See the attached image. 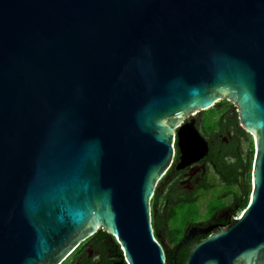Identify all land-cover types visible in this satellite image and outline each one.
Segmentation results:
<instances>
[{
    "label": "water",
    "instance_id": "1",
    "mask_svg": "<svg viewBox=\"0 0 264 264\" xmlns=\"http://www.w3.org/2000/svg\"><path fill=\"white\" fill-rule=\"evenodd\" d=\"M222 100L255 137L252 197L185 264H264V0H0V264L100 229L121 264H167L152 200L176 134L206 148L182 120Z\"/></svg>",
    "mask_w": 264,
    "mask_h": 264
},
{
    "label": "flooded vegetation",
    "instance_id": "2",
    "mask_svg": "<svg viewBox=\"0 0 264 264\" xmlns=\"http://www.w3.org/2000/svg\"><path fill=\"white\" fill-rule=\"evenodd\" d=\"M227 102L182 120L178 130L193 126L206 148L190 144L198 154L185 159L176 134L171 167L157 188L156 204L152 200L154 233L172 264H185L196 244L228 227L250 203L256 141L243 127L236 106ZM123 259L117 238L100 229L62 264H121Z\"/></svg>",
    "mask_w": 264,
    "mask_h": 264
},
{
    "label": "trees",
    "instance_id": "3",
    "mask_svg": "<svg viewBox=\"0 0 264 264\" xmlns=\"http://www.w3.org/2000/svg\"><path fill=\"white\" fill-rule=\"evenodd\" d=\"M228 103V102H227ZM236 109H237V107H235ZM254 159H255V156H254ZM252 168V170H253V168H254V162L251 164V166H250V169ZM157 199H158V194H155V196H154V198H153V200H154V204H156V202H157ZM167 264H172V263H170L168 260H167Z\"/></svg>",
    "mask_w": 264,
    "mask_h": 264
}]
</instances>
